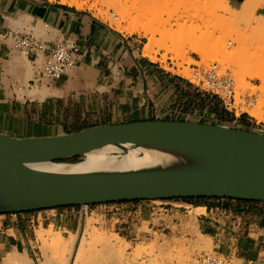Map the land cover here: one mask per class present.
Instances as JSON below:
<instances>
[{
	"label": "crops",
	"instance_id": "obj_1",
	"mask_svg": "<svg viewBox=\"0 0 264 264\" xmlns=\"http://www.w3.org/2000/svg\"><path fill=\"white\" fill-rule=\"evenodd\" d=\"M226 2L238 12L244 0ZM30 33L43 50L25 56L15 49L13 35ZM67 42L77 49L72 68L55 80L40 78L50 50ZM142 45L139 35L121 33L88 11L52 1L0 0V134L50 138L141 122L223 126L206 121L215 112L208 94L144 57ZM175 200L92 207L115 213L113 232L133 240L140 224L136 216L146 202L165 205L173 222L190 217ZM77 207L0 215V264L14 253L36 264L40 229L51 230L68 246L81 224ZM190 208L204 210L191 219L213 253L233 264H264V203L194 199Z\"/></svg>",
	"mask_w": 264,
	"mask_h": 264
},
{
	"label": "water",
	"instance_id": "obj_2",
	"mask_svg": "<svg viewBox=\"0 0 264 264\" xmlns=\"http://www.w3.org/2000/svg\"><path fill=\"white\" fill-rule=\"evenodd\" d=\"M126 146L150 159L127 168L52 172L40 164ZM264 203V135L225 126L141 122L37 139L0 134V215L132 201Z\"/></svg>",
	"mask_w": 264,
	"mask_h": 264
},
{
	"label": "rangeland",
	"instance_id": "obj_3",
	"mask_svg": "<svg viewBox=\"0 0 264 264\" xmlns=\"http://www.w3.org/2000/svg\"><path fill=\"white\" fill-rule=\"evenodd\" d=\"M44 1L59 2L65 5H69L71 1H76L82 7L69 6L90 12L95 18L104 21L110 27L124 34L128 33L118 29L117 24L127 28L135 24L143 25V23L146 26L151 21L152 28H160V32L153 37L155 46L164 43L166 47L172 48L182 44L188 35L191 36L193 39L192 44L203 45L205 48L202 56L193 53L190 50V44H187L183 51L178 52V58L165 49L155 47L153 55L149 59L160 64L164 70L182 77L189 85H191L189 82V78L191 80L190 74L196 68H204V66L213 63L217 64L221 70L225 71L224 73L228 74L229 72L228 76L230 75L229 78L232 80L234 93H236L235 110L224 109L216 97L210 94L207 96V93L200 90V93L206 95L210 99V103L214 104L215 109V112L206 121L264 135V121L256 120L245 111L248 107L251 108L252 106L253 108L261 105L260 112L264 114V96L262 92L264 91V80L249 78L250 74L264 68V51H262L264 48V0H257L256 5L245 15H241L239 12H227L225 8L227 6L226 0H208L209 5L205 9L196 6L195 1L197 0ZM141 9H146L145 12L148 13L145 19L139 17ZM136 35L142 37L143 47L147 43V38L142 33ZM219 42L224 43L225 50L223 52L229 55L230 60L242 66L243 70H241L240 75L245 78V83H247L244 90L237 89L235 77L230 69L221 66L218 61L207 59L209 55L215 53L210 50L211 46H215ZM188 60L198 63V65L188 64ZM244 96L250 102H242L245 101ZM82 159H73L69 162L77 163L81 162ZM192 202L193 200L173 201V203H176V208L189 213L192 210L190 208ZM114 204L107 203L105 206L101 204L98 207L110 208ZM140 204L137 203V205ZM144 204L146 205L140 208L137 216L135 215L137 219H140V224L137 225L136 237L132 236L133 240H125L113 232L115 213L109 212L106 215L102 209L95 211L96 208L89 206L86 210L78 206L74 213L76 218L81 215V224L75 234L78 237L74 239L75 243L70 248L71 253H75L78 238L82 235L83 228L84 230L87 228L86 226H88L87 231L90 234L94 233L98 238L112 241L113 245L98 247L86 240L85 246L82 247V255L73 264H157L156 259L171 261V264L178 262H182L181 264H198L203 255L212 253L211 248L205 247V240L198 236L194 221L188 216L183 217L180 222H173L165 212V205L157 202H146ZM113 211L115 212V210ZM124 213L123 217L125 216ZM38 231L35 232V238ZM132 234L134 235V232ZM56 237L58 236L56 235ZM66 241L64 240V242ZM36 242L40 255L36 264H40L43 261L41 255L42 245L37 240ZM62 245V247L67 248V245ZM65 248L64 250H66ZM117 250H122L124 255L118 256L115 253ZM137 252L139 253L137 254ZM50 257L53 264H62L61 259L56 256L54 251L50 252Z\"/></svg>",
	"mask_w": 264,
	"mask_h": 264
},
{
	"label": "bare ground",
	"instance_id": "obj_4",
	"mask_svg": "<svg viewBox=\"0 0 264 264\" xmlns=\"http://www.w3.org/2000/svg\"><path fill=\"white\" fill-rule=\"evenodd\" d=\"M62 2H64V0H62ZM256 3H257V0H244L243 4L241 5L240 11H238L239 14L245 15V14L249 13L251 11V9L256 5ZM195 4L198 8H202V9L207 8L209 5L208 0H197V1H195ZM69 5L70 6L71 5L76 6L77 8L82 7L81 4L77 3L76 1H71V3ZM225 8H226L227 12H230V13L235 12L236 13V11L231 10L228 6H226ZM145 11H146V9H144V10L141 9V11H140L141 14L139 15V17L141 19L142 18L145 19L147 17L148 13H146ZM146 22H147V20H146ZM149 22L151 23V21H149ZM150 23H149V25L146 24V26L144 23H143V25L142 24H135V25H132V26L127 27V28H123L122 26L117 24L116 27L118 29H121L122 31L123 30L126 31L129 35L142 33L143 36L145 38H147V43L142 47V55L144 57H147V58H151V56L153 55V49L155 47H157L159 49H165L167 52L175 55L176 58L179 57L178 52L183 51L184 48L187 46V44H190V46H189L190 50L199 56H202L203 53L205 52V48L203 47V45H197V44L191 43V41L193 39L189 35L182 42V44L174 46L172 48L166 47L164 43H161L160 45L155 46V43L153 41V37L156 33L160 32V28H155V27L152 28L151 27L152 25ZM224 47L225 46H224L223 42H219L215 46L212 45L210 50L215 52V53L209 55L207 57V59L218 61L221 64V66L225 67L226 69H230L233 73V76L235 77L237 89L244 90L247 87V83H245V78L240 75L241 70H243V68L239 63H234L230 60L229 55L227 53L223 52L225 50ZM262 51H264V48L262 49ZM217 53H219V54H217ZM187 63L198 65V63H195L191 60H188ZM231 68H233V69H231ZM223 72H225V71H223ZM179 74H181V73L179 72ZM228 74H229V72H228ZM190 76H191V74H190ZM249 78H252V79L256 78L258 80H264V68H262L260 70H256L255 72L250 74ZM189 80H190V78H189ZM260 91H262V90H260ZM262 92H263V96H264V91H262ZM235 95H236V93H235ZM244 98H246V97L244 96ZM242 102H246V101L243 100ZM247 102H250V101H247ZM260 107H261V105L255 106L253 108L251 106V108L248 107V109H246L245 111L249 116L255 118L256 120L264 121V117H263L264 114L260 112ZM83 157L84 158L82 159V161L77 163V164H40V165H36L34 167L41 169V170L52 171V172H81V171H88V170H94V169L127 168V167H131V166H134V165H137L140 163H144L150 159V155L145 150H142L140 148H133L130 146H126L124 150L114 148V147H110V146L98 148V149H94V150L83 153ZM154 201H157V200H154ZM86 206H92V205H86ZM86 206L81 205L82 208H86ZM203 211H204L203 209H195L194 208L189 213V215H190L189 218L191 219L192 216H195V215H197ZM88 219H87V221H88ZM86 224H89V223H86ZM86 227L88 228V226H86ZM87 228L85 230L83 228V231H82L83 233L78 238V242H77L78 244H77V248L75 249L74 254L71 253L70 248L74 245V243H75L74 239L78 237L77 235H75L73 237V241H71L70 244L67 246V248H65V247H62L63 242L59 237H56L55 233H53L51 230L44 231V230L40 229L37 233L36 240L38 242H40L42 245L41 255L43 257V261L41 264H53V260L50 257V252H53V251L55 252L56 256L61 259L62 264H73V262H75V260L80 258V256L82 255V253H83L82 247L85 246L86 240H89L90 242L94 243L95 246H98V247H109V246L113 245L112 241L110 242L109 240H104V239L98 238L97 236L94 235V233L90 234L87 231ZM196 236H197V233H196ZM198 236H200V235L198 234ZM116 237H118V236H116ZM203 239H204V237H203ZM205 239H207V238H205ZM205 243H206V244H204L205 247L210 249L211 244L209 243V240L205 241ZM196 245H194V246H196ZM79 247H81V248H79ZM197 247H199V246H197ZM64 248L66 250H64ZM192 252H193V250H192ZM115 253L120 257L124 255L122 250H117V251H115ZM138 253L139 252H137V254ZM51 255L55 256L54 254H51ZM63 256H64V258H62ZM156 263L157 264H171V261L169 262V261H164L162 259H156ZM181 263L182 262H178L176 264H181ZM2 264H31V263H29L24 258L17 257V255L14 253L9 257H5L3 259Z\"/></svg>",
	"mask_w": 264,
	"mask_h": 264
},
{
	"label": "built area",
	"instance_id": "obj_5",
	"mask_svg": "<svg viewBox=\"0 0 264 264\" xmlns=\"http://www.w3.org/2000/svg\"><path fill=\"white\" fill-rule=\"evenodd\" d=\"M13 38L15 49L25 56L43 50V46L34 40V36L31 33L26 35L14 34ZM76 53L77 49L72 43L57 44L48 53L40 78L46 80L60 78L74 65ZM189 82L196 89L216 97L224 109L235 110L233 106L235 103V93L232 80L217 64L213 63L204 68H196L191 74ZM247 99L245 98V101H248ZM88 207L86 206L84 209ZM198 264H233V262L222 255L211 253L203 255L199 259Z\"/></svg>",
	"mask_w": 264,
	"mask_h": 264
},
{
	"label": "flooded vegetation",
	"instance_id": "obj_6",
	"mask_svg": "<svg viewBox=\"0 0 264 264\" xmlns=\"http://www.w3.org/2000/svg\"><path fill=\"white\" fill-rule=\"evenodd\" d=\"M178 200H184V201H187V200H194V199H178Z\"/></svg>",
	"mask_w": 264,
	"mask_h": 264
},
{
	"label": "trees",
	"instance_id": "obj_7",
	"mask_svg": "<svg viewBox=\"0 0 264 264\" xmlns=\"http://www.w3.org/2000/svg\"><path fill=\"white\" fill-rule=\"evenodd\" d=\"M70 161V160H69ZM69 161H65V162H69ZM199 200H201V199H199Z\"/></svg>",
	"mask_w": 264,
	"mask_h": 264
}]
</instances>
